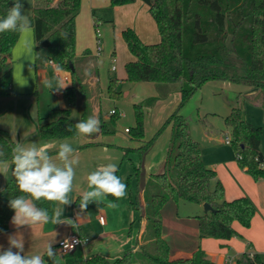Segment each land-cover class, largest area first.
I'll return each instance as SVG.
<instances>
[{
	"label": "trees",
	"instance_id": "1",
	"mask_svg": "<svg viewBox=\"0 0 264 264\" xmlns=\"http://www.w3.org/2000/svg\"><path fill=\"white\" fill-rule=\"evenodd\" d=\"M136 0H110L112 8L127 5ZM149 6L157 25L160 40L144 41L135 29H122L125 43L134 59L125 63L126 79L131 82H153L160 96L179 91L181 100L176 109L165 120L161 128L137 149L124 150L123 159L129 158L131 150L142 155L154 143L157 136L171 125L165 169L151 173L144 186V207L132 197L134 208L145 215L146 227L139 249H128L111 260L97 253L84 264H215L206 251L199 246L191 256L171 258L169 241L163 236L162 210L173 199H184L199 204L208 203L213 210L195 215L198 220L200 238L229 240L242 236L234 227L238 222L249 228L256 214V205L246 195L227 200L225 187L216 170L209 167L202 155V146L191 134V121L181 114V108L206 82L213 80L233 81L264 92V0H142ZM82 0H43L33 9V32L36 50H46L63 71L71 74V84L64 90L66 100L78 106L86 92L84 76L76 66V20ZM13 0H0V17L5 16ZM97 28V26H96ZM21 32L0 34V97L14 94L12 91V53ZM89 53V50H86ZM98 75L96 67L93 73ZM89 77V76H88ZM87 77V78H88ZM118 78L111 79L109 96L118 100L122 92L117 88ZM98 86V85H97ZM86 99V98H85ZM157 97L136 103V124L128 128L132 139L145 138V106L153 104ZM264 106V101H261ZM71 107H49L46 115L39 117L35 139L77 137L74 149L102 145L104 135L113 134L103 118L101 110L97 117L101 121V132L91 137L77 135ZM118 112L111 115L115 121ZM82 120L85 116L82 115ZM225 123L231 130V146L236 152L238 165L255 180L264 177L260 162L264 159L261 149L262 127L255 126L245 118L242 106L232 105ZM72 131H69V128ZM16 146L8 130L0 128V149L4 160L11 161L12 148ZM139 171V168L135 166ZM120 177V167L116 173ZM4 191L0 192V233L9 229L14 212L8 207L11 198L21 195L14 177L10 174ZM78 194L75 205L79 209ZM106 199L116 202L111 196ZM37 205L51 214L56 202L37 201ZM103 201L90 203L85 210L102 207ZM80 210V209H79ZM248 251L236 258V264H264L259 253L250 256ZM48 264L52 263L45 256Z\"/></svg>",
	"mask_w": 264,
	"mask_h": 264
},
{
	"label": "crops",
	"instance_id": "2",
	"mask_svg": "<svg viewBox=\"0 0 264 264\" xmlns=\"http://www.w3.org/2000/svg\"><path fill=\"white\" fill-rule=\"evenodd\" d=\"M142 0H136L133 4H128L131 7L133 5H137V7L142 8L141 5ZM110 3V0H90V8L93 10L97 7L107 6ZM147 5V4H146ZM84 1L82 0V5L80 12L83 10ZM119 7V6H118ZM79 12V16H77L76 20V30H77V23L79 17H81V13ZM147 10L142 11V16L144 18V25H141L138 21V17L135 18L130 25L134 26L137 33L141 36V38L149 43L157 42L151 41L153 38L152 35L146 34V30L154 27V22L150 18H147ZM117 14V12H116ZM152 16V15H151ZM100 16L93 13L91 17V22L95 27H100L101 22ZM153 18V17H152ZM86 23H90V21L86 20ZM156 24V23H155ZM31 28L33 33V43L35 45V53L34 56L30 51L31 58L27 60L28 68V75L25 74L26 78H21V80H17V75L14 77L15 72V60L12 53V61H13V75H12V91L14 94L9 96H1L0 97V128H4L8 130L12 139L17 144L22 145H29L32 143L37 144V146H46L49 153L55 157L56 152L58 149V145L61 142H67L72 145V147H76L78 145V138L71 136V137H62V138H51V139H35L34 136L37 133L39 127V117L42 115H46L49 107H56V108H63L61 106L54 105L55 103H50L49 100L46 104L43 101V95H45V91L51 92L54 96L57 97H64V90L60 93H56L50 90L46 84V80H52L55 83L57 80H63L57 73L55 68L49 64V59L46 55L43 59L38 58L37 50H36V43L34 40V32H33V14L31 20ZM124 29V28H123ZM102 33V32H101ZM151 34V32H150ZM22 35V33H21ZM20 35V38H21ZM144 36V37H143ZM146 36L150 39H144ZM19 38V40H20ZM76 39H77V31H76ZM18 40V41H19ZM148 40V41H147ZM154 40V39H152ZM160 40V39H159ZM18 43V42H17ZM16 43V45H17ZM111 43V35L108 34V37L102 34V46L103 50L96 55L86 53V51L80 55L77 53L76 47V54L77 57L83 59V62H80L81 69L83 67L87 69L88 65L91 66L94 64L92 57L95 58L97 62V69L98 75L90 74L88 75V82L90 85L95 88L93 100L94 103V114H98V111H102L106 108L108 111V115L103 116L104 119L108 118L109 115L111 116V111L116 109L118 113H122L124 118L131 116L132 110L129 108V104L125 102H120L117 100L111 101V97L109 96L106 99L103 96V83L102 80V68L101 62L99 59V55H103L109 48V44ZM15 45V47H16ZM14 47V48H15ZM89 50V49H87ZM14 52V50H13ZM109 51L108 54L109 55ZM112 54V53H111ZM115 54V49L113 51ZM134 57V56H133ZM113 63V60L111 61ZM20 62L18 61V64ZM116 63V62H115ZM83 66V67H82ZM113 66V65H112ZM118 68V67H117ZM20 69V68H19ZM113 70V69H112ZM84 71V70H83ZM117 71V69L113 70ZM19 73V70H18ZM118 78L117 86L119 84L123 85L126 79V73H123L121 76L111 77L109 80L106 79L107 89L111 79ZM24 79V80H23ZM64 81V80H63ZM65 83H70L71 80ZM137 83L138 86H133L128 93H131L136 89V94H142L140 97L146 98L147 100L150 97H157V100L150 105L145 106V111H153L158 110L161 108L162 113L160 116L156 118V126L154 129L160 126L161 123L165 122L169 116L168 114L172 113L181 100V93L179 91H174L167 96H160L159 91L156 85L153 82H134ZM153 83V84H151ZM69 84V85H70ZM68 85V86H69ZM98 85V86H97ZM67 86V87H68ZM251 93L255 92L256 89L250 87ZM146 91V93H142L141 91ZM258 90V89H257ZM98 94V95H97ZM176 95V96H175ZM149 96V97H146ZM111 98V99H110ZM174 98V99H173ZM66 99V98H65ZM137 99H133V106L136 103H141ZM172 101V104L169 107L167 103ZM136 100V101H135ZM143 100L142 102H144ZM168 101V102H167ZM135 112V109L133 107ZM168 110V111H167ZM156 115H158L156 113ZM155 115V116H156ZM163 120L162 122H160ZM160 122V124H159ZM136 124V118H135ZM135 126V125H134ZM129 127H125L124 131L126 134L130 135L129 131L126 129ZM170 128V137L172 133V127L169 125ZM190 130L192 133V125L190 126ZM208 132V131H207ZM209 137L213 140L214 135L210 132L207 133ZM122 135H124L122 133ZM97 134H95V137ZM132 140V137L130 136ZM103 144L96 145V146H89L83 149H76L75 155L79 159V164L75 166L76 176L74 179V190L69 193V199L73 200L72 203L69 205L63 206L58 205L57 207L63 208V213L61 216V220L63 223L58 224H44V225H36L32 229L25 226L21 228L19 231L22 233L24 241H25V252L26 254H41L43 255L45 246L53 242V247L57 250V258L60 255H65L59 248V241L74 232H79L83 235H86L89 238V241L81 247L72 250L71 253L76 252L78 249L81 250L82 257L73 264H84L85 260L97 253H103L110 259H115L121 256L125 251L128 249H139L140 245L143 243L142 241V234L146 227V218L143 213L138 212L133 204H132V197H135L136 200L139 202L141 207H144V186L146 183L147 178L151 173H159L164 171L166 158L168 154L169 142L165 146V150L162 156L153 164L152 171L145 176L143 180L139 179L137 184V190H133L130 185V181L127 182L128 188L126 189V195L120 198L116 202H112L105 197L101 198L100 200L104 202L102 207H92L88 210L81 211L77 209L75 205V200L78 194H82L84 191L90 190L87 184V175L95 171L98 167L102 165H106L108 163H115L118 167L121 168L122 163L124 162V150L121 148H132L137 149L144 141L148 140L145 139L143 141H139L140 143L136 146L135 143L129 142L126 138L123 137H114L108 135H104L101 138ZM135 140V139H133ZM143 142V143H142ZM226 143V142H225ZM230 145V144H229ZM136 146V147H134ZM202 155H203V148H202ZM131 152H129V159L131 158ZM204 159V157H203ZM9 164V170L6 173H0V189H3L5 186L10 174H11V161L5 160ZM205 161V160H204ZM216 170L218 177L223 182L225 187V197L227 200H232L234 198L240 196H248L252 199L254 204L257 207L256 214L252 220V224L249 228L242 227L238 222H234V227L238 230V232L243 236L241 239L238 236H234L229 240L217 239L212 240L211 238H200L199 241H195L194 238L192 239V245L183 249H174L172 245V237L165 233L163 230V236L169 241L170 243V250H171V258H180V257H188L193 254V252L201 246L208 256V258L213 261L215 264H225L224 260L226 256L229 255L231 252H234L232 256L237 257L241 255L243 252L248 251V243H251V252L259 253L261 256L264 254V186L261 187V190H249L247 189V184H249L251 180H253L249 174L244 170L241 169L238 165L237 159L233 161L230 157L225 160V163H221L216 165V167L209 165ZM226 174V175H224ZM125 177V176H124ZM121 180H123V176L120 175ZM258 185H264V179H259ZM201 206V211H197L196 215L204 214L207 211L204 209V204H199ZM201 212V213H200ZM163 213V210H162ZM14 215V214H13ZM105 216V222L102 223L100 221V216ZM163 216V215H162ZM178 224H188L192 225L195 222H191V220L187 221L186 219L176 218ZM11 220V219H10ZM183 221V223H181ZM198 222V220H197ZM195 226V224H194ZM192 226V227H194ZM17 229L9 223V229L5 232L0 233V245L6 249L8 247V235L15 234ZM199 234V229H198ZM214 239V238H213ZM216 239V238H215ZM214 241V242H212ZM188 248V249H187ZM15 251V249H14ZM45 258V257H44ZM58 260V259H57ZM52 264V263H50Z\"/></svg>",
	"mask_w": 264,
	"mask_h": 264
},
{
	"label": "rangeland",
	"instance_id": "3",
	"mask_svg": "<svg viewBox=\"0 0 264 264\" xmlns=\"http://www.w3.org/2000/svg\"><path fill=\"white\" fill-rule=\"evenodd\" d=\"M84 7L80 12L82 15L78 19L77 23V39H76V47L77 53L82 55L87 49L91 54L96 55L97 52V36H96V27L91 22V17L93 13L102 17L100 22L99 29L102 34L108 37V34L111 35V43L109 44V48L103 55H99V59L101 62L102 68V80L103 83V96L108 99L109 93L106 88V79L109 80L111 77L121 76L125 71V63L131 59H134V55L131 53L129 48L127 47L125 40L122 35V29L130 25L136 17H138V21L141 25H144V18L142 16V11L147 10V18H150L152 22H154L149 6L146 5L143 1L141 2L142 8L137 7V5H123L119 7L112 8L110 3L107 6L97 7L95 9L90 8V0H83ZM23 3L24 14L28 17V19L32 20L33 9L35 6L42 4L43 0H21ZM134 3V2H133ZM130 3V4H133ZM117 12V14H116ZM80 15V14H79ZM78 15V16H79ZM86 20L90 21V23H86ZM153 29H147L146 34L152 35L153 38L151 41H159L160 34L155 23ZM151 32V34H150ZM144 37V36H143ZM150 41V39L146 36V38ZM147 40V41H148ZM115 49V54L113 51ZM30 51L34 56L35 53V45L33 43V33L32 28L26 32H22L21 38L18 41L16 47L14 48L13 57L15 62V72L14 77L17 75L16 84L21 78H24L28 75L27 60L31 58ZM108 51L110 52L109 55ZM46 50L37 51L38 58L43 59L46 55ZM112 53V54H111ZM113 59H116L117 71L112 70L113 63L111 62ZM93 60V65H88L87 69L83 66V70L80 68V62H83V59L77 57L76 66L79 74L84 76L83 84L86 88V92L82 94L79 105L72 106L64 97L54 96L51 92L45 91V95H43V101L55 103L54 105L61 107H71L73 110L72 117L76 121L82 120V115L85 116V120L89 116H96L94 114V103L93 100L95 88H93L87 80L88 75L95 72L97 67V62L94 57L91 58ZM18 61L20 62L18 64ZM20 68V69H19ZM19 70V73H18ZM26 78V77H25ZM24 78V79H25ZM23 79V80H24ZM153 84V83H151ZM133 86H138L137 83L125 80L124 84H119L117 86L118 90L122 92V97L117 101L125 102L129 104V108L132 110L131 116L124 118L123 112L116 115L115 121H113L112 117L109 115L106 118V123L110 129L115 130L113 134H109L114 137H123L126 138L129 142L135 143L136 146L140 143L136 140H131L129 134H126L124 131L125 127H133L135 125V112L133 110V97L140 101V97L142 94H136V89L131 93H128ZM250 87L244 84L235 83L233 81H224V80H213L204 83L188 100V102L181 108V114L188 117L191 121L192 125V137L200 143L203 148V157L205 163L209 166H214L225 163V160L228 158H232L233 161L237 159V155L233 147L227 143H225L226 136H231V130L225 123V117L229 115L231 111L232 105H239L243 107L244 116L246 119L251 121L255 126L262 127V136H261V149L264 152V106L261 101H264V92H260L255 88L256 91L251 93ZM147 90L141 91L142 93H146ZM98 95V94H97ZM176 96V95H175ZM149 97V96H146ZM86 98V99H85ZM111 99V98H110ZM146 98H142L141 102ZM174 99V98H173ZM170 99H168L169 101ZM111 101H114L111 99ZM136 101V100H135ZM167 101V102H168ZM172 104V101L167 103L166 107H169ZM46 110H48L46 108ZM108 110L105 108L102 111L103 116L108 115ZM163 110L158 108V110L153 111H145V139H151L156 132L161 128L163 123L160 124L163 120L159 122L160 126L157 130L154 129V126L158 123L156 122V118L160 116ZM168 111V110H167ZM156 113L158 115H156ZM156 115V116H155ZM170 113L168 114V116ZM165 121V120H164ZM214 135V139L212 140L208 132ZM122 133L124 135H122ZM170 138V128L167 126L164 128L161 133L157 136L154 143L148 148L142 155H140L137 151L131 150V158L124 159V162L120 168V175L123 176V182L127 185V182L130 181L131 188L133 190H137V184L139 179L143 180L146 175H148L152 169L153 164L163 155L165 146L168 143ZM143 143V142H142ZM134 146V147H136ZM132 149V148H131ZM135 166L139 168V171L135 169ZM240 167V166H239ZM241 168V167H240ZM242 169V168H241ZM249 174V173H248ZM226 175V174H224ZM125 176V177H124ZM249 176L253 179L249 181L247 184V189L249 190H261V187L264 185H258V180H255L250 174ZM264 179V177H262ZM128 180V181H127ZM129 189V188H128ZM145 204V200H144ZM201 206L198 203L187 201L184 199H180L179 201H175L170 199L163 208V230L165 233H168L172 237V245L174 249H183L185 245L190 247L192 245V239L195 241H199L198 234V222L195 218L196 212L201 211ZM257 209V207H256ZM200 212V213H201ZM186 219L187 221L191 220V222H195L192 225L188 224H178L176 218ZM183 223V221H181ZM195 224V226H194ZM194 226V227H192ZM191 237V238H190ZM243 239V236H238ZM212 240H217L213 239ZM214 242V241H212ZM188 249V248H187ZM234 252H231L229 255H234ZM82 257L81 250L78 249L76 252L71 253L65 252V255H60L57 259L58 264H73L76 263ZM238 257V256H237ZM236 257V258H237ZM262 258L264 260V254H262ZM111 260H114L111 259Z\"/></svg>",
	"mask_w": 264,
	"mask_h": 264
},
{
	"label": "clouds",
	"instance_id": "4",
	"mask_svg": "<svg viewBox=\"0 0 264 264\" xmlns=\"http://www.w3.org/2000/svg\"><path fill=\"white\" fill-rule=\"evenodd\" d=\"M31 22L24 14L21 0H13L5 16L0 17V34L6 32H26L30 29ZM59 72L61 69L56 68ZM46 86L60 93L70 83L63 80L45 81ZM77 135L91 137L101 132V121L96 116H89L86 120H80L74 125ZM72 131L70 127L68 129ZM76 149L70 143L61 142L58 145L56 156L53 157L46 146L17 144L12 148L11 174L21 195L11 198L8 207L14 212L10 223L17 229L15 234L8 235V247L0 245V264H48L45 256L58 264L57 250L53 242L45 246L43 255L26 254L25 241L21 228L27 226L32 229L36 225L48 223H63L60 219L63 208L73 200L69 199V193L74 190L76 176L75 166L79 159L75 155ZM5 153L0 149V173L9 170V164L3 159ZM118 166L108 163L98 167L87 175V184L90 190L84 191L79 197V209L84 211L90 203L99 202L106 196L120 199L126 195L127 185L116 174ZM4 189H0V192ZM56 202L61 207H55L50 214L47 209L39 207L37 201ZM86 242V241H84ZM82 242V243H84ZM15 249V251H14Z\"/></svg>",
	"mask_w": 264,
	"mask_h": 264
},
{
	"label": "built area",
	"instance_id": "5",
	"mask_svg": "<svg viewBox=\"0 0 264 264\" xmlns=\"http://www.w3.org/2000/svg\"><path fill=\"white\" fill-rule=\"evenodd\" d=\"M96 36H97V52L100 53L102 50H103V46H102V33H101V30L99 29V27L96 28ZM116 59H113V66H112V69L115 70L117 69V65H116ZM49 64H51L55 70L56 68L58 67L57 64L53 61V60H49ZM56 73L66 82L70 81L71 80V74L69 71H59ZM116 112V109H113L111 111L112 114H114ZM126 131H129V129L127 128ZM231 136H226L225 138V142L227 144H230L231 145ZM260 167L262 169H264V159L263 161L260 162ZM100 221L102 223L105 222V216L102 215L100 216ZM86 241V242H84ZM89 241V238L86 236V235H83L79 232H74L72 234H70L69 236L61 239L59 241V248L62 252H69V251H72V250H75L76 248L78 247H81L83 246L84 244H86L87 242ZM84 242V243H82ZM255 255L254 252H250V256L253 257ZM225 264H236V257L234 256H226L225 260H224Z\"/></svg>",
	"mask_w": 264,
	"mask_h": 264
},
{
	"label": "water",
	"instance_id": "6",
	"mask_svg": "<svg viewBox=\"0 0 264 264\" xmlns=\"http://www.w3.org/2000/svg\"><path fill=\"white\" fill-rule=\"evenodd\" d=\"M204 209H205V211L213 210L212 207H211V205L208 204V203H205L204 204Z\"/></svg>",
	"mask_w": 264,
	"mask_h": 264
}]
</instances>
